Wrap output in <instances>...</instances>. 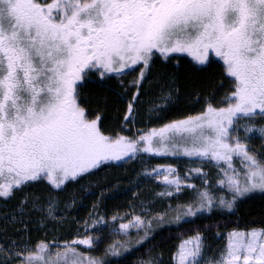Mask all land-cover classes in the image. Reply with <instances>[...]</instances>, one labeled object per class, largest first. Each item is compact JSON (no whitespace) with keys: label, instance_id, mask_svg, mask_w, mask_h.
I'll use <instances>...</instances> for the list:
<instances>
[{"label":"snow or ice","instance_id":"1","mask_svg":"<svg viewBox=\"0 0 264 264\" xmlns=\"http://www.w3.org/2000/svg\"><path fill=\"white\" fill-rule=\"evenodd\" d=\"M146 157L189 166L145 164L124 191L161 190L108 215L98 173ZM257 193L264 0H0V264H123L142 247L138 264H264V220L215 245L189 228L167 258L154 243Z\"/></svg>","mask_w":264,"mask_h":264},{"label":"trees","instance_id":"2","mask_svg":"<svg viewBox=\"0 0 264 264\" xmlns=\"http://www.w3.org/2000/svg\"><path fill=\"white\" fill-rule=\"evenodd\" d=\"M178 73L181 75V79L187 75L186 66L181 64L177 69ZM129 76L127 79H131ZM187 91H191L188 89ZM148 99L147 96L141 98L142 103L140 107H143V102ZM194 97H190L185 94V90L182 89V95L178 102V107L187 108L189 105L194 104ZM111 105V99L109 100ZM108 121H113L115 119L118 122L122 116L121 112L116 111L115 108L110 107L109 110L105 113ZM143 125L137 124L136 127L140 128ZM125 135H131V132H124ZM150 165L156 166L162 164V159L160 157L149 158L148 161ZM142 163L140 161H129L127 164L123 165L120 168H111L105 169L98 173V178L100 179L99 184H93L92 190L100 188V186L108 185V191L105 193L100 201V207L107 214H112L117 211H127L129 202L138 203L139 200H133L132 191L138 193L139 199H144L150 197L154 191V187L151 184L141 185L138 189L133 188L132 191H124L128 187V177H135L138 172L142 173ZM107 179H104V178ZM116 184V188H112L111 185ZM99 195V192H97ZM95 203V197H89L84 201L83 206L78 207V210L73 213V215L78 217H84L87 215L89 208L92 204ZM264 220V198L260 194H256L255 197L251 200H245L242 204L238 205L237 210L234 213H216L211 216L201 217L196 219L192 224H182L179 227L166 226L161 235L157 237L156 242H161V248L165 252V258H167L168 249H170L174 243L177 242V236L179 233L192 228V227H201L207 226L206 235L213 240V244H221L222 240H215L214 234L226 233L228 230L235 227L239 224L240 227H244L251 222H256L257 224ZM75 228V225H72ZM103 247V245L101 246ZM144 253V248H140L138 251L133 252L131 255H128L124 260L123 264H138V261L142 258Z\"/></svg>","mask_w":264,"mask_h":264},{"label":"rangeland","instance_id":"3","mask_svg":"<svg viewBox=\"0 0 264 264\" xmlns=\"http://www.w3.org/2000/svg\"><path fill=\"white\" fill-rule=\"evenodd\" d=\"M162 159V164H173L174 166H176L181 172H183L189 165H188V162L187 161H176V160H173L171 158H163V157H160ZM149 157H146L143 161H140L143 165H142V170H144V166L145 164L148 166V167H154L153 165H150L148 164L149 162ZM213 174L215 172V170L213 169ZM143 172V171H142ZM196 183H199V181H195ZM151 185H153V189L155 192L157 191H160V187L159 185L156 183V182H151L149 183ZM117 212H122V211H117ZM116 212H113L112 214H114ZM112 214H108V215H112Z\"/></svg>","mask_w":264,"mask_h":264}]
</instances>
